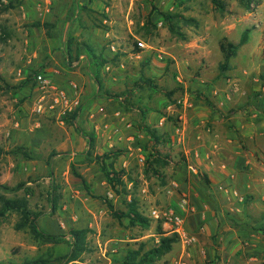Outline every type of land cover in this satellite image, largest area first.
<instances>
[{"label": "rangeland", "instance_id": "1", "mask_svg": "<svg viewBox=\"0 0 264 264\" xmlns=\"http://www.w3.org/2000/svg\"><path fill=\"white\" fill-rule=\"evenodd\" d=\"M37 1L1 0L0 3V72L4 77L0 82V146L8 151L24 146L30 156L7 153L0 158V182L11 186L25 182V187L30 188L7 192L6 195L22 197L31 192L27 195L29 207L39 215L36 222L42 231L67 234L70 228H88V250L78 262L112 264L121 261L129 249L136 250L144 244V250H148L158 242L159 225L162 222L163 226V220L154 219L152 210L178 208L185 196L176 176L180 175L179 168L186 163V157L173 144L170 133V128L179 121L177 112L183 109L184 100H188L186 107L192 106V101H199L213 111L232 103L228 115L224 111L221 116L228 129L235 125L228 120L230 110L242 112L247 120L252 119L248 122L259 126V134L253 140H242L243 149L252 163L246 165L245 172L236 173L233 182L225 181L214 187L201 174L195 189L243 190L236 196L237 199L243 197L238 200L240 208L220 204L207 194L204 201L213 204L214 216L207 215L206 220L210 218L215 226L223 228L222 238L218 234L207 236L206 232L210 231L201 229L206 224L203 219L199 229L206 234L205 238L202 233L196 237L191 235L194 238L188 244L179 238L168 253L152 264H262L264 0L255 1L253 8H248L243 0H217L218 3L212 0H104L110 13L99 12L94 25L109 31L111 37L104 41L108 50L103 49L96 58L98 63L101 59L108 61L98 69L99 95L118 101L134 126L141 128L146 123L159 130L164 140L156 147L162 154L170 156V163L160 169L161 175H157L146 164V155L154 145L150 135L145 133L142 136L143 132L138 133V141L144 145L142 150L137 147L131 150L124 145L113 149L119 152L116 166L128 172L129 178L125 176L124 180L129 194H116L108 187L100 165L83 155L87 151V134L95 135V129L87 123L90 116L86 120L80 116L88 104L81 100L80 115L71 119L72 123L64 119L70 111L61 113L60 105L50 107L55 93L49 91L50 86H42L38 75L46 72L50 47L58 42L51 39L45 27L33 23L49 20L57 27L62 16L55 12L51 17L39 15V11L35 14L34 10L39 8ZM55 1V7H58L60 2ZM5 4H12V7L3 10ZM162 12L179 15L173 22L175 30L182 35L171 31ZM183 17L192 20L186 22ZM247 28H250L248 41L231 59L230 68L222 71L220 41L227 37L239 42ZM138 40L145 41L147 47L141 49L140 57H127L129 51H137ZM112 43L115 45L113 49ZM64 63L68 66L66 61ZM241 71L245 79L239 81ZM146 78H153L152 85L144 82ZM84 85L89 87L88 83ZM72 87L77 97L80 84L74 81ZM92 90L90 92H94V88ZM41 94L48 96L43 101V111L37 113L34 108ZM222 94L231 103L221 105L225 101H218ZM19 105L27 107L25 112H29V115H21L22 120L14 113ZM161 118L164 119L163 125H159ZM17 122L25 125L19 143L10 141L11 135L7 133L8 128ZM211 126L208 121L203 129ZM98 152L95 147L93 154ZM124 160L129 162L125 165ZM257 190H261V194ZM0 192L4 191L0 189ZM52 196L57 197L56 206H53ZM99 196H107L116 208L122 210L127 209L126 202L132 196L136 197L139 209L150 218V226L132 225L127 218H114ZM20 221L21 215L15 211L0 219V261L3 263L21 264L39 256H63L69 251L66 242L39 239L29 224L18 228ZM226 226H231L239 235L237 256L228 249L233 240L225 233Z\"/></svg>", "mask_w": 264, "mask_h": 264}, {"label": "crops", "instance_id": "2", "mask_svg": "<svg viewBox=\"0 0 264 264\" xmlns=\"http://www.w3.org/2000/svg\"><path fill=\"white\" fill-rule=\"evenodd\" d=\"M58 1L60 2L59 6L55 7V0H38L37 5L39 8L34 10L35 14H37L36 11H39V15H44L45 17L53 16L54 12L62 16L58 20L57 27L54 22H51L55 25L51 32V39L56 40L58 43L50 47L51 54L46 62L49 63L48 68L46 72L40 73L48 81V86H50L49 91H52L53 94L55 91L64 90L69 97L77 98L80 102L82 100V102L88 104L81 115V111L79 112V115L83 118L85 117V120L90 116L87 123L95 129V147L99 151V154L123 145L131 150L134 147L142 150L144 145L138 141V133L143 132L142 136H144L146 133L144 129L134 126L133 123L129 122L125 109L118 101L107 100V97L99 95L100 86L97 79L99 70L97 68L96 56L103 49L108 50L104 45V41H106V37L110 36V32L96 27L94 21H98L99 12L110 13V7H106L104 0ZM48 22L50 21L48 20ZM70 38H73L75 43L72 45V56L67 51ZM111 46L112 49L115 48L114 43ZM140 56L141 51L131 50L127 57L134 59ZM124 59L127 60L128 58ZM64 61L67 62L68 66H65ZM122 66L124 67L123 62ZM240 74V77L237 79L239 81L241 79L244 80L245 76H242V71ZM74 81L80 84L77 97H75L72 87V82ZM86 83L89 84L91 90H89V87H85L84 84ZM93 88L94 92H90L93 91ZM41 95L48 96L46 94ZM42 96L38 97L37 103ZM228 97H231L230 93H228ZM221 99H224L223 94L219 96L218 101H221ZM224 100L226 103L225 101L220 103L223 106L231 103L226 99ZM90 104L92 106L89 108ZM230 107H232V103L231 106L229 104L221 110L213 111L199 101H192V106L191 104L189 107L184 106L180 112H177L180 115L179 121L170 128L173 144L177 145L186 157V163L180 166V175L176 177L178 179L177 183L184 189L182 190L183 195L188 196L191 204L195 207V212L185 214L187 232L195 237L202 233L199 229L201 221L203 219L206 220L207 215L214 216V211L213 209L211 210V205L213 204L210 201L209 203H205L206 201H204L207 194H211L220 204H232L233 209L240 208L238 207V200L243 198H236L240 193H243V190H232V192L231 190L195 189V186L199 184L198 180L201 174L205 178L207 177L212 187H214L216 184H221L225 181L233 182L234 175L245 172L246 165L252 163L243 149L242 140L245 142L253 140L259 134V126L256 127L253 122H248L252 119L247 120L242 115V112L230 110L228 120H231L235 125H232L231 129H228L221 116L224 111L228 115L227 111H229ZM25 110L27 111L28 108L19 105L14 110V113L21 118V115L26 113ZM26 114L29 115V112ZM253 116L254 114L251 115V117ZM163 120V118L159 120V125L164 124ZM208 121H211L212 126L205 130L203 129L204 123ZM23 127H25V125L23 126V122L22 124L17 122L14 127L8 128L7 133L11 135L10 141L20 142L19 137L23 135ZM86 140L88 141L87 136ZM86 147L88 151V142ZM251 154L253 155V153ZM128 162V160H124L125 165ZM108 187L110 188L109 184ZM257 191L261 194V190ZM230 192L232 193L229 194ZM262 199H264V196ZM205 222L206 224L201 229H208L210 231L206 232L207 236L218 234L222 238L221 235L224 233L223 228L215 226L210 218ZM225 229V233L229 236V239L233 240V245L228 249L233 255L237 256L240 249V245L238 244L239 235L231 226H226ZM202 234V238H205L206 234ZM204 243L206 244L205 241ZM200 244L201 241L198 245L200 246ZM194 247L197 248L196 245ZM244 261H247L246 258Z\"/></svg>", "mask_w": 264, "mask_h": 264}, {"label": "trees", "instance_id": "3", "mask_svg": "<svg viewBox=\"0 0 264 264\" xmlns=\"http://www.w3.org/2000/svg\"><path fill=\"white\" fill-rule=\"evenodd\" d=\"M214 3H218L217 0H212ZM245 5L250 8L251 4L258 0H243ZM0 3L1 0H0ZM12 7V4H5L3 10H8ZM164 21L168 22L169 28L171 31L181 34L178 30H175L173 20L178 18L179 15L172 13H165L162 12ZM186 22H190L192 18L183 17ZM34 26L40 27L43 26L47 29L48 35L51 36V29L55 26L53 23L48 21H36L33 23ZM249 31L250 28H247L240 38L239 42H233L229 40L227 37H223L220 41V49L223 53V62L220 64V69L222 71L228 70L230 68V61L233 57L238 54V50L240 46L245 44L249 38ZM72 43L73 38L69 39L67 51L70 56H72ZM137 51H141V49L137 46ZM264 53V51H263ZM98 55L96 56V58ZM108 61L106 59H101V61L97 62V68L99 66H103ZM98 79V75H97ZM4 81V77L0 72V82ZM99 84L100 81L98 80ZM145 83H149L152 85L153 78H146L144 79ZM1 89V86H0ZM80 105H78L74 110L68 113V116H64V119L68 122L72 123L71 119H76L80 112ZM142 128L144 131L150 135L151 141L153 142V148L150 150L149 154L146 155V164L149 168L154 169V172L157 175H161V168L167 166L170 163V156L167 154H162L156 147V144L161 143L164 140V136L159 133V130L156 128L150 127L148 124L144 123ZM89 149L86 153V156L90 159V161H94L100 165L102 172L104 173L108 184L110 185L111 189L116 194H121L122 192L129 194L128 190L126 189V183L124 177L128 176V172L125 168H118L116 166V159L119 157V152L115 150L106 151L102 154H93V150L95 149L96 137L92 134H87ZM7 153H22L23 155L30 157L26 148L24 146H17L13 150H6L2 146H0V158ZM78 173V172H77ZM77 176L85 182V178L78 173ZM207 183L209 181L207 180ZM0 189L4 192H0V219L5 217L9 212L15 211L21 215V221L17 224L18 228L24 227L25 225L29 224L31 227L32 233L37 236L39 239L47 242L53 243H61L66 242L69 245V251L63 255L54 257L51 254L49 256H39L36 258L27 259L21 264H83L82 262H78L82 254L88 250L89 242L87 240V235L89 232L88 228H70L67 234H53L42 231L38 228L37 225V218L39 215L34 214L33 211L29 207V198L28 196L31 194L29 192L27 195L22 197H9L6 195L7 192L18 191L21 189L30 190V188L25 187V182H19L18 184L11 186L6 183L0 182ZM102 198L112 216L119 220L123 218H127L129 223L132 225H141L142 227L150 226V218L143 214V212L139 209V202L136 197L132 196L130 200L126 202L127 209L122 210L115 207L114 203L106 196H99ZM57 197L52 196V203L53 206L57 205ZM159 234L160 238L158 242L148 250H144V244H142L139 249H129L126 257L121 261H115L112 264H152L156 259L162 257L164 254L168 253L172 248L174 243L179 240V236L177 234L168 235L165 233L162 222L159 225ZM0 264H16V263H3L0 261ZM264 264V262L262 263Z\"/></svg>", "mask_w": 264, "mask_h": 264}, {"label": "built area", "instance_id": "4", "mask_svg": "<svg viewBox=\"0 0 264 264\" xmlns=\"http://www.w3.org/2000/svg\"><path fill=\"white\" fill-rule=\"evenodd\" d=\"M251 6L252 8L254 7V2L251 4ZM137 46L140 49H143L147 47V44L143 40H138ZM38 79L39 82L42 83V86L46 88L48 85V81L46 80L44 75L39 74ZM75 86L77 85L75 84ZM45 99V96H42L39 99V102L35 107V111L37 113L43 111V101ZM79 103V99L69 97L64 90H59L55 92V96L50 107L53 109L56 107V105H60L62 107V113H66L68 111L74 110L79 105ZM183 103L184 106L188 105V100H184ZM194 211L195 207L191 204L190 199L185 195L182 198L178 208H169L168 210L153 209L152 216L156 220H163V227L166 234H177L179 238H181L185 243L188 244L193 240L194 237L187 232L185 214Z\"/></svg>", "mask_w": 264, "mask_h": 264}]
</instances>
